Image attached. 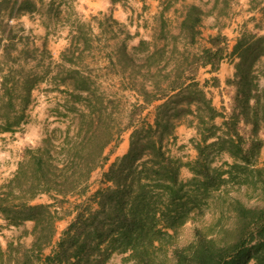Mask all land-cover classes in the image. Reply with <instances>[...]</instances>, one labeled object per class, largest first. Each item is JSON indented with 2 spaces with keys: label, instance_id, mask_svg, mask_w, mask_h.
Returning <instances> with one entry per match:
<instances>
[{
  "label": "trees",
  "instance_id": "trees-1",
  "mask_svg": "<svg viewBox=\"0 0 264 264\" xmlns=\"http://www.w3.org/2000/svg\"><path fill=\"white\" fill-rule=\"evenodd\" d=\"M168 1L161 2L160 22L150 39L140 38L129 47L131 35L125 31L106 56L109 69L127 79L143 101L132 105L120 127L115 93L101 88L99 74L85 61L92 42L90 24L71 21L68 45L54 60L46 42L32 44L19 23H9L38 11L42 0H0V133H14L26 121L33 91L42 82L61 95L53 112L66 122L47 131L37 145L24 147L15 170L0 183L4 226L33 222L30 245L19 240L27 233L23 229L15 241L0 246V264H105L113 253L127 251L129 264H264V166L256 163L264 86H259L255 71L258 67L264 75V64L258 65L264 57V34L242 31L236 38L229 52L234 74L226 80L235 86L232 112L217 124L222 111L213 105L206 81L197 79V70L206 65L217 70L225 37L218 32L209 37L210 46L194 50V45L203 18L213 15L220 29L217 23L229 15L233 0L184 5L175 31L164 20ZM254 2L250 10L257 8ZM260 12L264 19V3ZM105 21L97 22L103 31L110 23L120 25L111 14ZM157 100L153 121L137 123L136 115ZM185 120L198 135L193 140L196 156L188 162L167 147ZM239 121L251 125L247 139L238 130ZM128 128L126 151L101 174L109 184L90 200L74 204L72 219L44 254L62 218L60 205L70 195L86 193L91 173L108 159L105 148L112 142L115 146ZM222 153L231 161L216 164ZM184 165L191 171L186 180L180 178ZM229 185L238 186V192L241 187L252 189L256 201H243ZM43 194L49 201L34 202ZM212 205L218 209L209 228L195 227L193 240L174 245L168 257L164 245L173 242L192 213Z\"/></svg>",
  "mask_w": 264,
  "mask_h": 264
},
{
  "label": "rangeland",
  "instance_id": "rangeland-1",
  "mask_svg": "<svg viewBox=\"0 0 264 264\" xmlns=\"http://www.w3.org/2000/svg\"><path fill=\"white\" fill-rule=\"evenodd\" d=\"M111 1L115 2L116 0ZM162 1L163 4H167V0H160V6H162ZM169 1V7L164 11V20L169 28H172L174 31L180 20V13L184 5L195 3L203 6L201 0ZM253 1H255L254 5L257 8L254 11H251V0H233L229 15L220 18L217 23L219 27L224 28V33L222 34V36L225 37L223 43L225 46L224 58H226L227 63L232 66V75L226 78V80L233 78L234 61L229 52L240 33L242 31H247L257 35L264 34V19H261L260 12V7L263 5L264 0ZM83 6L77 0H42V2L38 3V11L23 15L24 20L22 22H20L21 16L18 20L9 19V23L12 25L19 23L24 28L23 33L29 36V40L32 44L39 46L42 42H46L54 60H58L59 51L68 45L71 21L79 20L81 22L89 23L92 29V42L90 51H85V61L88 63L89 67L95 69L96 73L99 74L98 82L101 88L109 94L115 93L116 99L118 100L117 121L119 122L120 127H124L128 121V114L132 105L135 103L143 104V101L141 96L138 95L133 88L129 87L127 79L122 80L118 74L113 73L112 70L109 69L110 67H108L106 56L114 46L124 38L125 31L131 35L126 41L129 47L136 45L138 40L142 37H138L139 35L134 31V23L129 21L127 23L119 22L120 25L110 23L109 25L111 27L107 28L105 31L101 30L98 27L97 22L102 21L105 24L108 23L105 20L110 14V7L103 12L92 13L87 10V7ZM134 8H141V6L137 5L136 7L134 5ZM204 8L208 9V6H204ZM143 11L144 8H141V11L137 9L135 13L132 12L131 14L134 21L141 25H144L145 20H147ZM159 12L160 10L158 9V12H155V15L152 14L153 18L148 22L152 31L158 28L160 22ZM38 14H40V16H37ZM209 16L210 15H207L203 18L204 23L200 26L202 27L201 32L203 34L198 36L197 43L194 45V50L210 46L209 37L217 34L210 35L207 33V30L211 29L213 24L214 26L216 25V20H211ZM36 18L38 21H35ZM138 20L140 21L138 22ZM36 22L39 28L29 26V23ZM113 32L116 34L115 36H112ZM261 64H264V57L258 62L259 66ZM204 67L205 66L198 67L197 79L200 83L206 81V88L218 86L219 84L214 82L212 78L207 79V76H203L206 72V70H203ZM116 68L119 69L117 66ZM255 71L258 73L259 86H264V75L258 70V67H256ZM226 80L225 84L228 86V91H224L225 98H222L221 94H219V97L215 100L218 109L221 110L223 114V117L219 116L215 119L217 124H220L223 118L228 117L232 112L235 86L231 83L228 84ZM49 87L50 84L48 82H42L34 89L32 94L34 101L26 110V121L16 132L0 133V183L8 179L13 173V166H15V162L21 157L24 147L37 145L47 131L55 126L64 127L66 125V122L58 120L53 112L55 104L62 100L61 95L57 91L48 90ZM159 102L160 101L157 100L145 105L141 112L136 115V122L141 123L145 121L151 123L154 118L155 107ZM190 118L191 116H188L186 119ZM180 125L187 128L186 133L180 132L175 134L176 138L174 141L170 140L167 143V147L173 156L178 157L182 162H188L193 160L196 156L193 140H196L198 135L196 129L193 126H189L187 120ZM238 130L246 139L251 135V125L245 124L243 121H239ZM130 131L131 128L123 129L120 132L115 146H113L114 142H112L105 148V154L108 155V159L104 165L97 167L91 173L86 193L83 195H70L66 198V201L60 205L59 214L62 216V220H66L69 214L74 215V204L86 199V197L90 200V196L98 188L105 187L109 184L102 181L101 174L107 169L108 165L113 160L126 151ZM180 135L181 137H179ZM257 135L262 140V146L256 158V163L264 166V122L260 124ZM224 160L230 162L231 158L228 157L227 154L222 153L221 155L216 156L215 163L220 164ZM190 177L191 171L189 168L185 165L182 166L180 170V178L186 180ZM229 187L231 188L230 190H232L233 195H238L243 201L248 203H254L256 201V192L252 189L245 191V188L241 187L238 189V192L236 190V187L238 186L234 185L232 187V185H229L228 188ZM46 197L47 198H43V201L38 202L49 201L47 195ZM92 205L94 206V204ZM217 209L216 205H212L211 207L203 206L200 211L192 213L193 217L176 231L175 237L172 240L173 242L164 245L163 248L167 251L168 257L171 256L170 251L174 245H186L193 240L195 227L207 230L215 217ZM60 225L63 229L66 227L63 226L61 222ZM128 254L129 251L115 252L105 264H129L130 261L125 260Z\"/></svg>",
  "mask_w": 264,
  "mask_h": 264
},
{
  "label": "crops",
  "instance_id": "crops-1",
  "mask_svg": "<svg viewBox=\"0 0 264 264\" xmlns=\"http://www.w3.org/2000/svg\"><path fill=\"white\" fill-rule=\"evenodd\" d=\"M77 1H79L82 6L84 5L85 7H87V10L89 12H92V13L103 12V11L107 10L108 7H110L109 12L114 19H116L118 22H122V23H127L128 21L134 23L135 33H137V35H139L138 36L139 38L142 37L145 39L151 38L152 30H151V26L148 25V22L151 20V18H153L152 14L155 15V12H158V9L160 10V8H161V6L159 5L160 0H116L115 2H112L111 0H77ZM134 5L136 7H137V5H139V6H141V8H144L143 14H144L145 18H147V20H145L144 25L136 23V21H134V19H133V16L131 15L132 12L135 13L137 9L141 11V8L135 9ZM32 15L34 17H36L34 14H32ZM37 16H40V14H38ZM209 17L211 20L215 21V17L213 15H210ZM41 18H43V17H41ZM23 20H24V16H22L20 18V22H22ZM140 20H138V22ZM35 21H38V19L36 18ZM203 23H204V21L202 20V24ZM29 24H30L29 26L38 27L37 22L36 23H29ZM200 30L202 31V27H200ZM218 32L223 34L224 28L219 29L217 26H214V24H213L211 26V29L207 30V33L210 35H214L215 33H218ZM202 34L203 33L201 32L200 35H202ZM59 53H60V51H59ZM59 53H58V56H59ZM203 70H206V72L203 74V76H207L206 77L207 79H209V78L215 79L216 82L219 84L218 86H215V87H207L206 88L208 94L212 97L213 105L216 106V108H218V106L215 103V100H216V98L219 97V94H221L222 98H225L224 91H228V89H227L228 86L225 84V80H226V78H228L232 75V66L227 63L226 58H223L219 64L217 70H211L209 65H206L203 68ZM186 130H187V128L185 126L179 125L176 128L175 134H178L180 132L186 133ZM187 132H189V131H187ZM179 137H181V135ZM16 163H17V161L15 162V166H13V171L16 168ZM43 198H47L46 195H44V194L40 195L39 197H37L34 200V202L43 201ZM72 217H73V214H69V216L66 218V220L60 219L55 223V234L53 236V239H52L50 246L44 250V254L49 253L52 246L58 240L60 233L63 230V227H60L61 226L60 222H61V224H63V226H66L69 223V221L72 219ZM32 225H33L32 221H26L23 225L18 226V227H5L3 224V221L0 219V246L2 248H5L7 241H9V240L15 241L18 238V236L21 234V231L23 229H25L27 231V233L25 235H21L19 237L20 238L19 240L21 242H23L25 246H29L31 243V240H32V236L29 233ZM58 225H59V227H58Z\"/></svg>",
  "mask_w": 264,
  "mask_h": 264
}]
</instances>
